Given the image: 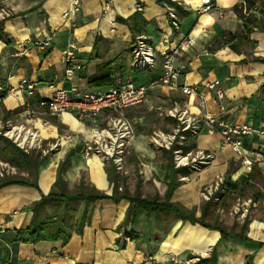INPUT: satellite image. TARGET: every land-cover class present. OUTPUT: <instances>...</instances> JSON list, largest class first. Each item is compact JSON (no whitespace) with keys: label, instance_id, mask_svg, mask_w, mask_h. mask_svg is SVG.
<instances>
[{"label":"crops","instance_id":"0c3cea01","mask_svg":"<svg viewBox=\"0 0 264 264\" xmlns=\"http://www.w3.org/2000/svg\"><path fill=\"white\" fill-rule=\"evenodd\" d=\"M78 1V10L63 17L71 0H0V14L8 15L0 18L3 88L27 80L34 86L29 101L37 108L56 90L86 93L127 83L152 87L143 104L119 114L102 111L93 122L80 121L75 113L53 116L45 111L27 121L24 95L2 99L0 129L10 124L36 133L42 161L36 174L27 170L10 180L18 183L0 182V264H198L200 259L211 264L212 255L213 264H264V168L255 165L245 174L219 134L204 127L170 151L152 144L156 134L177 128L168 115L174 109L196 118L210 113L232 124L258 127L264 122V0H211L212 9L203 14L194 10L201 0H141L142 12H134L131 0H114L107 14L104 0ZM44 34L53 38L39 49L35 44ZM186 36L195 39L184 57L174 60L181 69L178 85L197 86L204 109L197 98L157 84L163 38L174 45ZM139 37L154 50L150 70L130 68L131 46ZM69 44L75 45L74 60L81 67L66 77ZM95 77L100 86L89 84ZM213 80L221 82L224 112L203 87ZM111 118L133 125L122 172L80 153L83 142ZM64 135L70 139L63 140ZM244 145L249 151L264 148V138L248 137ZM4 147L0 142L1 151ZM174 150L188 159L198 153L205 158L198 169L176 168ZM207 191L213 200L203 199ZM235 192L251 195L234 201ZM49 193L72 197L47 203L38 213L28 209ZM136 199L168 200L180 213L131 210ZM238 208L247 213L236 214ZM33 220L35 226L46 225L34 236L38 242L29 243L33 237L26 231ZM56 225L64 236L55 235Z\"/></svg>","mask_w":264,"mask_h":264},{"label":"built area","instance_id":"2783aa9c","mask_svg":"<svg viewBox=\"0 0 264 264\" xmlns=\"http://www.w3.org/2000/svg\"><path fill=\"white\" fill-rule=\"evenodd\" d=\"M114 0H104L103 14L110 11L111 4ZM134 12H142L143 4L141 0H131ZM79 1L71 0L70 9L63 14L67 17L71 12L78 10ZM212 9L211 0H201L200 5L194 10L198 14H203ZM8 17L6 14H0V18ZM173 18V15H171ZM176 26V24H175ZM52 34H44L43 39L38 41L35 46L39 49L48 47L52 41ZM195 36H186L174 45L168 38L162 40L163 50L159 53L161 57V75L157 80V84L168 88H177L183 95L188 98H197V106L200 109L205 108V99L199 94L197 86H179L178 81L181 76V69L174 66V60L183 58L185 53L193 46ZM74 44H69L64 55L65 75L71 77L74 70L80 69V64L74 60ZM131 63L130 68L135 71L150 70L155 63V54L153 48L147 43L143 37L137 38L131 46ZM152 87V86H150ZM150 87L134 86L130 83L113 86L105 91H95L86 93H77L75 88L70 91L56 90L48 99L37 102V108L33 107L29 99L33 96L34 86L27 80H22L16 88L4 89L0 85V103L6 96H17L22 94L27 100L24 102V111L22 116L31 121L40 115V111H45L50 115L57 116L65 113H75L80 121H95L102 111H109L119 114L123 109L143 104L147 99V91ZM203 87L214 94L219 103V111H225L224 91L219 80H213L204 83ZM264 96V91H263ZM169 117L176 120L177 128L171 134H156L152 139V144L156 148L172 150L175 144L184 141L186 136H193L200 127L212 134H219L224 145L228 146L232 153L236 156L240 166L245 174H250L254 166L264 168L263 147L257 150H247L244 140L248 137L264 138V122L258 127L251 124H232L223 117H215L210 113H204L201 118L192 117L186 110H173L168 113ZM3 137L12 139L16 142L17 133L22 130L23 133L30 135V142L16 145L27 152L31 147L38 146V137L23 127H14L6 124ZM12 132L13 138L8 134ZM1 134V133H0ZM133 134V125L131 122L121 118H111L101 129L94 130L89 141H84L81 147V155L84 159L96 157L103 163L110 164L118 172L124 169V160L127 153L129 140ZM63 140H69V135L62 136ZM55 147V146H54ZM174 163L176 168H189L191 170L198 169L197 164H202V153H198L196 157L187 158L181 156L180 150H174ZM14 168L7 162L0 161V180L12 175ZM205 201H211L214 194L207 191L202 195ZM242 211V216L247 213L245 208H238L235 212L238 214ZM240 215V216H241ZM56 253V251H53ZM81 264V263H77Z\"/></svg>","mask_w":264,"mask_h":264},{"label":"trees","instance_id":"16d2710c","mask_svg":"<svg viewBox=\"0 0 264 264\" xmlns=\"http://www.w3.org/2000/svg\"><path fill=\"white\" fill-rule=\"evenodd\" d=\"M139 71H143V70H139ZM101 79L98 77H95L93 79H91L89 81V84L94 85V86H100L101 84L99 83ZM0 85L2 86V84L0 83ZM3 87V86H2ZM0 142L8 143V140L3 138L2 136H0ZM4 153V155L6 156V160H9L12 162V165H16L17 167H19L22 170H28V171H34L35 174L37 173V169L39 167V164L41 163L42 159L40 158L39 154H35V157L32 158V156L30 155H26V154H20L19 156H9V152L6 151V149H3L2 151ZM22 153V152H21ZM13 155V154H12ZM15 160V163H13V159ZM2 185H6L9 183H18L17 181H1ZM173 190V185L170 184L168 187V191L166 193V199L169 198L171 191ZM72 196H68V197H59L58 195H55L53 193H49L47 196L42 197L41 200L37 203H35L34 205L30 206L28 209H30L33 213H38L47 203L50 204H57V203H65L67 202ZM100 199H107V200H113L112 197H105V196H101ZM85 200H95V198L92 197H85ZM137 200V199H136ZM167 202H163V203H158L156 201H146V200H137L135 202V200H131V204L135 203V205L131 208L132 209H137V208H144L145 210H160V209H165V210H171L173 211L175 214L180 213V209L177 208L175 205L170 204L168 202V200H166ZM67 211V206L65 205L63 207V213ZM130 212V211H129ZM192 221H195L191 218ZM47 223H51V221H48ZM44 225H46L45 223H38L35 226V220H33V222L31 223L30 227L27 229L26 233L28 236H32L33 238H28L26 240V242L29 243H36L38 242V240H36L34 238L35 234L38 232H43L44 229H42L44 227ZM57 228V232L55 233L56 236H64L61 232H60V226L56 225ZM68 240V238H64V241L66 242ZM207 260H199L198 264H203L206 263ZM211 264H213V255L211 256Z\"/></svg>","mask_w":264,"mask_h":264},{"label":"rangeland","instance_id":"374dc122","mask_svg":"<svg viewBox=\"0 0 264 264\" xmlns=\"http://www.w3.org/2000/svg\"><path fill=\"white\" fill-rule=\"evenodd\" d=\"M4 128V127H3ZM6 129H0V136L3 137V132L5 131ZM5 139L8 140V143H5L4 144V149H6L7 152H9V156H19L20 154H26V155H30L32 156V158L35 157V154L37 152H40L41 150V147L40 145L39 146H36V147H31L27 150V152H25L24 150H21L17 145H16V142H14L12 139H8L6 137H3ZM22 152V153H21ZM35 152V153H34ZM13 154V155H12ZM15 158L13 159V163H15ZM0 161H4V162H7V164H9L10 166H12L14 168V172L12 175L8 176V177H5L3 179L0 180L1 181H8V180H13V179H17L19 177H21L20 175L23 173V171H27V170H22L20 169L19 167H17L16 165H12V162L9 161V160H6V156L4 155V153L1 151L0 149ZM264 185V184H263ZM245 195H251L250 192H245V194H240V193H237L235 192L234 193V196H233V200L235 201L236 199L238 198H245L246 196Z\"/></svg>","mask_w":264,"mask_h":264},{"label":"bare ground","instance_id":"6f19581e","mask_svg":"<svg viewBox=\"0 0 264 264\" xmlns=\"http://www.w3.org/2000/svg\"><path fill=\"white\" fill-rule=\"evenodd\" d=\"M8 135L12 138L14 137L12 132H10ZM29 136L30 135H27V133H23L22 130H19V132L17 133L16 142H18L20 145L27 144L30 142Z\"/></svg>","mask_w":264,"mask_h":264}]
</instances>
